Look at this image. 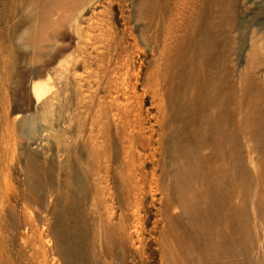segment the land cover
Segmentation results:
<instances>
[{
	"label": "rangeland",
	"instance_id": "1",
	"mask_svg": "<svg viewBox=\"0 0 264 264\" xmlns=\"http://www.w3.org/2000/svg\"><path fill=\"white\" fill-rule=\"evenodd\" d=\"M2 191L0 264H264V0H0Z\"/></svg>",
	"mask_w": 264,
	"mask_h": 264
},
{
	"label": "bare ground",
	"instance_id": "2",
	"mask_svg": "<svg viewBox=\"0 0 264 264\" xmlns=\"http://www.w3.org/2000/svg\"><path fill=\"white\" fill-rule=\"evenodd\" d=\"M42 23V22H41ZM42 32V31H41ZM47 64H49V62L47 63ZM50 65V64H49ZM49 65H47L48 66V68L50 67ZM45 66H46V64H45ZM44 66V70L45 69H48V68H46ZM59 69H61V68H59ZM57 71H59L58 69H56ZM55 70V71H56ZM38 71H39V69H38ZM43 70H41L40 72H38V74L35 76L34 75V77H33V80H32V85H31V89H32V94H33V96L35 97V99L37 100V101H41L42 99H44L45 98V95H46V92H47V90L45 89V87L43 86V84H45V83H48V81L47 82H45V83H43V84H41V81H42V79H41V81H40V83L38 82V81H36L35 79H39L40 77H43L46 73H48V71L47 72H45V71H43ZM56 71V72H57ZM61 72H63L64 70H60ZM59 71V72H60ZM79 71V70H78ZM52 72H54V71H52ZM50 73H51V71H50ZM54 74L55 75H57V76H55L54 75V77H55V79L58 81V76L59 77H61L60 76V74H58V72H57V74L54 72ZM63 75V74H62ZM68 80H70V79H68ZM45 81H46V79H45ZM60 81V80H59ZM49 86V85H48ZM72 88V87H71ZM70 90V89H69ZM57 95V94H56ZM53 96H55V95H53ZM46 107H48L47 105H49V100H47V99H45V102L43 103ZM49 108V107H48ZM16 120H17V118H15ZM24 125L23 126H26L27 128H28V131L29 132H31L33 129H34V122H33V120H27L25 123H23ZM8 184V183H7ZM8 186L9 185H5V189L6 190H8L9 191V188H8ZM8 191H7V193L6 194H9L8 193ZM3 195V191L2 192H0V195ZM5 194V193H4ZM6 199H9V195L7 196V197H5L4 196V200H2L3 201V203H5V202H7V200ZM12 199V198H11ZM15 200V199H14ZM11 201V200H10ZM10 203V202H9ZM15 203V202H14ZM13 205V204H12ZM18 205H19V202H18ZM15 206V205H14ZM2 207V206H1ZM7 208V207H6ZM23 237V236H22ZM23 239V238H22ZM0 259L3 261V255H2V253H0ZM18 262V261H17ZM19 263V262H18Z\"/></svg>",
	"mask_w": 264,
	"mask_h": 264
}]
</instances>
